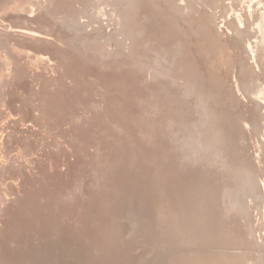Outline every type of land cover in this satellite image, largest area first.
<instances>
[{
  "label": "rangeland",
  "instance_id": "rangeland-1",
  "mask_svg": "<svg viewBox=\"0 0 264 264\" xmlns=\"http://www.w3.org/2000/svg\"><path fill=\"white\" fill-rule=\"evenodd\" d=\"M81 1L90 4L87 10L77 9ZM136 1L0 0V257L9 264L19 263L2 251L26 232L33 240L12 248L15 257L24 255L21 264H258L264 252V151L256 142L264 98L253 100L244 90L258 59L262 24L254 18L259 10L252 12L258 0L252 10L240 9L243 19L226 12L229 0H212L216 10L200 0ZM97 7L104 11L101 18ZM71 37L73 44H67ZM61 47H68L69 61L56 53ZM74 57L82 71L67 69ZM113 88L119 99L106 95ZM53 92L59 96L48 105ZM67 92H73L69 101ZM223 123L222 133L217 128ZM233 133L247 144L235 153ZM52 150L61 161L58 175L36 165ZM220 154L227 163L217 171L212 164ZM243 162L258 177L250 184L254 199L245 202L249 174L244 179L238 172ZM68 170L72 179L63 187L71 195L69 213H55L56 193H46L53 214L44 209L46 224L36 222L25 200L38 201L34 187L42 193L47 173L53 179ZM196 172L201 183L191 182ZM176 181L177 188L202 184L198 227L191 229L197 234L168 221L171 198L185 209ZM124 197L143 207L134 210ZM210 230L225 238L209 240Z\"/></svg>",
  "mask_w": 264,
  "mask_h": 264
},
{
  "label": "bare ground",
  "instance_id": "bare-ground-1",
  "mask_svg": "<svg viewBox=\"0 0 264 264\" xmlns=\"http://www.w3.org/2000/svg\"><path fill=\"white\" fill-rule=\"evenodd\" d=\"M253 0H229V2H228V5L226 6V12H227V10H229L230 9V11H232V12H238V15H240V17L242 18L244 15H243V13H241V12H243V11H241L240 9L241 8H244L245 7V5L246 6H250V8H251V6H253L252 5V2ZM133 2H135L136 4H137V1L136 0H133ZM87 3V2H86ZM251 3V4H250ZM258 4V8H256L254 11L252 10V8H251V10H252V12H253V14H256V12H257V10H259V17L258 16H256V17H254L253 15H252V17H254L255 19H259L260 18V23L262 24V28H261V30H260V32L259 33H257V45L255 46V47H257L256 49H257V53H255V54H258V56H257V60H255V65H254V67L256 68L255 70L253 69V73L251 74V76H250V78L247 80V83H246V88L243 86L242 88H245L244 90H246V91H248V96H249V98H251V99H253V100H256V99H260V98H264V0H258V2H257ZM200 4H201V6H203V7H206V8H211V9H215L216 10V7H213V5L215 6L216 5V3L214 4L213 2H212V0H200ZM254 4V3H253ZM256 5V4H255ZM86 6V10L88 9V7L90 6V4L89 5H83V2L81 1V2H79V5H78V7H77V9L78 10H81V9H83L84 7ZM247 7V8H248ZM76 8V7H75ZM246 8V9H247ZM255 8V7H254ZM58 9H59V11L61 10V8L60 7H58ZM97 9L99 10V17L101 18L102 17V15L104 14V11H103V9H101V8H99V7H97ZM68 10L69 9H67V10H64L65 11V13H67L68 12ZM245 10V9H244ZM250 10V11H251ZM58 11V10H57ZM57 11H54V13L53 14H57L58 12ZM89 11V10H88ZM224 12H225V10H223ZM69 12H70V10H69ZM92 12V11H91ZM224 13V14H227V13ZM229 12V11H228ZM252 12H251V14H252ZM255 12V13H254ZM218 13V12H217ZM87 14V13H86ZM88 14H89V12H88ZM234 14H237V13H234ZM245 14H247V13H245ZM70 15V13H68V14H66L65 15V19H68V16ZM248 15V14H247ZM236 16V15H235ZM238 18H239V16H238ZM243 19V18H242ZM241 19V20H242ZM252 21H254V20H252ZM256 22V20L254 21V23ZM258 22V21H257ZM67 24H68V21L66 22ZM254 23H253V25H254ZM260 26V25H259ZM258 28V27H257ZM255 30H256V28H255ZM258 32V31H257ZM256 33V32H255ZM254 33V35H256ZM253 35V36H254ZM72 36V35H71ZM74 37H71V39H67V44L68 43H70V44H73L71 41H72V39H73ZM251 38V37H250ZM256 38V37H255ZM89 39V38H88ZM85 41H87V39H84ZM250 40H252V39H250ZM97 42V41H96ZM255 42V41H254ZM97 43H99V46H102V43H100V42H97ZM256 44V43H255ZM254 44V45H255ZM98 46V47H99ZM245 48V47H244ZM255 49V48H254ZM254 49H253V51H254ZM256 49H255V51H256ZM66 50H68V47H61V48H58V49H55V51H56V53H58L59 55H61L62 57H63V59H65L66 61L68 60L69 61V59H67V53H65V51ZM244 51V50H243ZM248 51V50H247ZM254 51V52H255ZM246 52V51H245ZM69 54H71V53H69ZM245 55V54H244ZM250 55V54H249ZM249 55H248V57H249ZM251 58H253V57H251ZM246 59H247V57H246ZM256 59V58H255ZM113 62H114V60H112ZM122 62V61H121ZM72 63L73 64H71L70 63V65H69V68H67V69H70L71 68V65L73 66V68H78L79 67V70H81L80 68H82L81 67V64L79 63V61L74 57V58H72ZM115 63V62H114ZM218 63L220 64V67L222 68V69H224V70H229V68L226 66L225 68H224V66H223V64H222V62H221V59L218 61ZM79 65V66H78ZM96 70V69H95ZM82 71V70H81ZM252 71V70H251ZM86 73H89L90 74V71H88V72H86ZM55 89V88H54ZM54 91V90H53ZM111 91H112V89H111ZM58 92V91H57ZM245 92V91H244ZM66 96H67V99H68V101H69V99L71 98V96H73V92H70V93H66L65 94ZM107 96H110V97H112V98H120V94H118L117 93V88H113V91L112 92H109V93H107L106 94ZM239 95V94H238ZM56 96H59V94H55L54 92L53 93H51V95H49V98H48V105H50V102L52 101V100H54L55 101V98L57 99V97ZM15 98V97H14ZM14 98L13 99H11V104H12V107H15L14 106V104H13V102L15 101L14 100ZM62 98V97H61ZM238 98V97H237ZM131 99H133V101L136 103L137 102V99H135L134 98V94H132V96H131ZM243 99V98H242ZM60 100V99H59ZM128 100H130V99H128ZM96 101V100H95ZM118 101V100H117ZM239 99H236V103L238 104L239 103ZM57 102V101H56ZM97 102V101H96ZM114 104V103H113ZM132 105L133 106H135L134 105V103H132ZM202 105H204V106H207V105H205L204 103L202 104ZM244 105V104H243ZM110 106V105H109ZM119 106V105H118ZM121 106V105H120ZM112 107V106H111ZM70 109H71V107H70ZM76 109V108H75ZM119 109H121V108H119ZM119 111H121V110H119ZM134 111V110H133ZM60 119V118H59ZM58 119V121H59V123H61V126L63 127L64 126V120L65 119H63V118H61L60 120ZM165 119H166V117H165ZM170 119V118H169ZM211 120V119H210ZM137 122H139L138 121V119H137ZM57 123V122H56ZM184 124V123H183ZM192 124V123H191ZM196 124H199V123H196ZM262 124V127H263V129H262V132L260 133V132H258L257 133V136H258V141H256V142H258V146H259V148H260V151H264V122L263 123H261ZM154 125V124H153ZM221 126H219V128H217V130L219 129V131L220 132H222L223 133V131H224V129L223 128H225L226 126H224V123L223 124H220ZM258 125V124H257ZM214 126V125H213ZM259 126V125H258ZM212 128V127H211ZM210 128V129H211ZM227 128V127H226ZM182 129V127H181V125L179 124V130H181ZM202 129V128H201ZM200 129V130H201ZM199 130V129H198ZM199 130V131H200ZM206 131H207V129H205ZM197 131V130H196ZM202 131V130H201ZM209 131V130H208ZM212 131V130H211ZM210 131V132H211ZM254 131V130H253ZM209 132V133H210ZM213 132V131H212ZM218 132V131H217ZM219 132V133H220ZM77 133V132H76ZM214 133V132H213ZM222 133H220V135L222 134ZM205 134H207L206 132H204L203 133V135H205ZM234 134V133H233ZM193 135V134H192ZM198 135V134H197ZM220 135H216V133H215V137L217 136H220ZM202 136V135H201ZM207 136V135H206ZM210 136H211V134H210ZM195 137V136H194ZM200 137V136H199ZM204 137V136H203ZM203 137L201 138L202 139V141L205 139H203ZM216 137V138H217ZM226 137V136H225ZM73 138H74V136H73ZM210 138V137H209ZM224 138V137H223ZM212 139V138H211ZM210 139V140H211ZM214 139V138H213ZM218 139H219V137H218ZM222 139V138H221ZM207 141H209V139L207 138L206 139ZM215 141H217L216 139H215ZM222 141V140H221ZM232 143H233V148H231V142L229 143L230 144V149H231V151H233L234 153L237 151V149H238V146L240 147V146H247V144H246V142L244 143L243 142V140H242V136H240V133H236V134H234V136H233V138H232ZM75 144V143H74ZM224 145V144H223ZM228 145V144H227ZM252 145V143H250V145H248L249 147ZM205 146H207V145H205ZM220 146H222V145H220ZM219 146V147H220ZM226 146V145H225ZM11 147V146H10ZM73 147V146H72ZM76 147V146H75ZM218 147V148H219ZM227 147V146H226ZM64 148V147H63ZM211 148H213V147H211ZM210 148V149H211ZM215 148V147H214ZM221 148V147H220ZM188 149V148H187ZM258 149V148H257ZM0 150H1V148H0ZM190 150V149H189ZM188 150V151H189ZM197 150V149H196ZM250 150V152H251V149L250 148H248V150L247 151H249ZM68 151V150H67ZM187 151V152H188ZM212 151V150H211ZM184 152H185V149H184ZM198 152L199 153H202V151H199L198 150ZM69 153H70V151H69ZM47 154V153H46ZM188 154V153H187ZM208 154H211V152H209V153H207L206 152V156L208 155ZM249 154V153H248ZM199 155V154H198ZM212 155V154H211ZM221 155V156H220ZM220 155H217L214 159L216 160V161H214L213 162V166L217 169V171H219V169H218V167H219V164H221V165H223L224 163H227L226 162V160L224 159V156H222V154H220ZM47 156V155H46ZM200 156V155H199ZM219 156H220V158H219ZM188 157H190V156H188ZM192 157V156H191ZM210 157V156H209ZM193 158V157H192ZM192 158H190V160H192ZM196 158H197V156H196ZM195 158V159H196ZM199 158H202V157H199ZM204 158V157H203ZM202 158V159H203ZM38 160H39V158H38ZM49 160H50V162L52 161V163H51V165L49 164ZM194 160V159H193ZM197 160V159H196ZM200 160V159H199ZM203 160H205V159H203ZM37 161V160H36ZM48 161V163H47V165H46V162ZM201 161V160H200ZM209 161V159H207V161L206 162H208ZM44 164L43 165H40L39 164V162L37 161V166H38V168L39 169H42L43 171H45V170H47L48 168H50V167H52L51 169H52V171H54V173H55V171H56V175H58L57 173H58V171H57V166H58V162H60L61 163V161H59V156H58V153H56V152H54V150H52V152H51V154L49 153V157H48V159H44ZM188 162H189V160H188ZM197 162V161H196ZM240 162H242L241 161V157L236 161H233V164H232V166H236L237 165V163L238 164H240ZM68 163V162H67ZM212 163V162H211ZM239 166V168H238V172L242 175V177L244 176V179L246 178V175L247 174H249V176H248V180H244V179H242V180H244V181H246V184L248 185V189L247 190H245V191H243V193H242V196H244V198H243V201L245 202V199H247V198H245V197H248V196H251L250 198H253V195H254V193L256 192L255 191V189H252L251 187H250V184L252 185V183H253V181L255 182L256 181V179L258 178L257 177V175L256 174H254V173H252V171L250 170V163L249 162H243L241 165H238ZM67 167H69V166H67ZM244 168H246V170H247V173H244V171H245V169ZM242 169V170H241ZM61 170H62V168H61ZM69 171H71V170H68V172H63V174H61V175H59V176H54L53 177V179H51V177L54 175V174H52V173H47L46 175H45V187L43 188V190H42V193L40 192L41 191V189H40V187H39V185H35V187H34V189L35 188H37V190H38V193H39V199H38V197H37V200L38 201H36V202H32V201H30L29 199H26L25 200V204L27 205V207L29 208L28 209V211H29V213H31L32 212V217L34 216L35 218H34V220H36V222H40V223H45L44 222V215H43V212H44V209L45 210H47L48 211V213L50 214H53L52 213V211H51V208H50V206L48 205V203H47V200H45L44 199V195L43 194H46V193H48V198L52 195V193H56V195H55V198H56V200H57V203H55V205H54V211H55V213H58V214H68L69 213V199L71 198V195H70V193H69V195H68V192H66V190L64 189V187H63V185L65 184V182L66 181H68V180H70V179H72V175H71V172H69ZM13 174H18V172L16 171L15 173H13ZM38 174H40L39 172H38ZM72 174H73V172H72ZM198 174H200L201 175V172H196V173H194V174H192L193 175V177L191 178V182H193L192 180H193V178H196L197 179V181H198V183H201V181L200 180H198V178L200 177V176H198ZM161 176L163 177V178H165V179H169L170 177L169 176H167V175H165V174H161ZM203 176H205V175H203ZM164 179V180H165ZM170 180V179H169ZM57 181H60L58 184H59V186H58V184H57V186H54V185H52V182L53 183H57ZM145 181V180H144ZM157 182H159L160 183V180H158L157 179ZM177 182V181H176ZM203 182V181H202ZM236 182V181H235ZM184 183V182H183ZM189 183V182H188ZM188 183L186 184V183H184L183 184V186L182 187H180V188H177V187H179V184H178V182L176 183L177 184V186H176V193H178V195L180 196V202H182V206H184L185 207V209L184 210H182V211H180L179 210V208H177V206H179L178 205V203H176L177 202V199L175 198V199H172L171 198V201H172V204H171V208L168 210L169 212H167L166 214H167V216H168V221H173V222H176L177 220H178V223L180 222V223H182L183 224V228L182 229H186V231L187 232H191V233H193L192 231H191V229L192 228H194L195 230L197 229V227H198V223H197V220L200 218V216H199V218H198V216H197V212H198V207L199 206H197L198 204H199V202H198V200L197 199H201V193L202 192H200V193H198L200 190H201V186H202V184H198V183H191V185L189 186L188 185ZM244 183V182H243ZM226 185V183H223V185ZM245 184V183H244ZM198 185V186H197ZM242 185V184H241ZM125 188H127V189H129L130 190V187L129 186H126V185H123ZM227 190H229V187H226L225 188V190H224V197L226 196L225 195V192H227ZM182 191V192H181ZM212 191L213 192H216L215 191V189H212ZM258 191V190H257ZM181 192V193H180ZM132 194H133V192H131ZM198 193V194H197ZM67 194V195H66ZM126 194V193H125ZM131 194V195H132ZM197 194V195H196ZM204 195V194H203ZM127 196H128V194H127ZM81 197H82V199H83V196L81 195ZM32 198V197H31ZM128 198H130V197H128ZM128 198H126V197H124V199H125V201H127L126 203H128V204H130L131 206H132V208L135 210L136 209V206H138V205H141L142 206V204L143 203H140V202H142V201H139V203L138 202H132V201H129V199ZM132 198V197H131ZM142 198V197H141ZM134 199V198H133ZM210 199V198H209ZM254 199V198H253ZM184 200V201H183ZM251 201H252V199H251ZM250 201V202H251ZM203 202H205V201H203ZM233 205H235V207H236V204L238 205V200L236 199V200H234L233 199ZM252 203H253V201H252ZM58 204H60V207L59 208H57L58 207ZM204 204V203H203ZM242 203H239V206H238V208L241 206L242 207V205H241ZM246 203H244V205H245ZM243 205V206H244ZM248 207H249V205H247ZM251 206H252V204H251ZM143 207V206H142ZM245 207V206H244ZM237 208V209H238ZM243 210V209H242ZM241 210V211H242ZM245 210V209H244ZM243 210V211H244ZM162 211H165L164 209L162 210ZM242 211V212H243ZM74 212V211H73ZM195 213V216L193 217L192 215H189L188 216V213L189 214H192V213ZM242 212H240V213H242ZM76 213V212H75ZM77 213H78V211H77ZM76 213V214H77ZM250 213V212H249ZM238 214V213H237ZM247 214V213H246ZM250 215V214H249ZM262 215V214H261ZM241 216H243V215H241ZM228 218V217H227ZM69 219L70 220H73V219H76V218H74L72 215H70L69 216ZM121 219V218H120ZM188 219H191L190 221L188 220ZM220 219V218H219ZM250 219V218H249ZM249 219H246L247 220V222H248V220ZM251 221V220H250ZM18 222V221H17ZM34 222V221H33ZM8 223V222H7ZM35 223V222H34ZM193 223H197V224H193ZM249 223V222H248ZM9 225L8 226H11L12 224L13 225H15L16 224V222H14V223H12V221H9V223H8ZM46 224V223H45ZM45 224H44V226H45ZM254 225V224H253ZM38 226V224L36 223L35 224V227H37ZM230 226V225H229ZM232 226V225H231ZM249 226V225H248ZM250 226H252V225H250ZM249 226V227H250ZM120 227H122V228H125V229H127V225L126 224H124V225H120ZM181 229V230H182ZM225 231V230H224ZM34 231H32V233H33ZM37 232H39V231H37ZM182 232V231H181ZM197 232V231H196ZM193 233V234H197V233ZM226 232V231H225ZM232 232V231H231ZM31 233V232H30ZM30 233H25L24 234V236H22V237H17L14 241H18V242H14L13 243V245L14 246H12V248L13 247H16V249L20 246V242H23V243H26V241H30V240H33L31 237H30ZM35 233V232H34ZM183 233V232H182ZM184 233H185V231H184ZM210 233H211V235L208 237V239L210 240V239H212V240H215V241H217L219 238H225V237H223V236H220V234H218V233H214V230H210ZM255 233V232H254ZM219 235V236H218ZM256 235V234H255ZM38 235L37 234H35V237H37ZM185 236H186V234H185ZM235 236V235H234ZM32 237H34V236H32ZM40 237V236H39ZM30 239V240H29ZM117 242V241H116ZM259 243V242H258ZM12 248H10V250L8 251V252H4V251H2V255H3V257L4 258H6L8 261H10V262H17V263H19V264H21L22 262V258L24 257V255L22 254L20 257H15L13 254H14V250H16V249H12ZM33 248H35L34 246H33ZM32 248V249H33ZM262 245L261 244H259V249L260 250H262ZM209 255H208V258H211L212 259V257H213V255H214V253L210 250V252L208 253ZM8 256V257H7ZM198 259H199V256H198ZM202 260V259H201ZM250 260H253L252 258L250 259ZM211 261V260H210ZM229 261H231V260H229ZM256 261H258V264H264V252L262 251L260 254H258V256H257V259H256ZM255 261H253L251 264H256V263H254ZM178 262H175V261H172V264H177ZM196 263H197V261H196ZM0 264H9L6 260H2V258L0 257Z\"/></svg>",
  "mask_w": 264,
  "mask_h": 264
}]
</instances>
